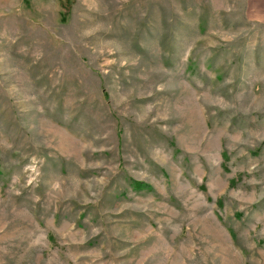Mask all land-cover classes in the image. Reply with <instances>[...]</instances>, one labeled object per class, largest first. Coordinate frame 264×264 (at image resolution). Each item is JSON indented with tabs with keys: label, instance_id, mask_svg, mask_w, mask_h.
Listing matches in <instances>:
<instances>
[{
	"label": "rangeland",
	"instance_id": "obj_1",
	"mask_svg": "<svg viewBox=\"0 0 264 264\" xmlns=\"http://www.w3.org/2000/svg\"><path fill=\"white\" fill-rule=\"evenodd\" d=\"M0 264H264L244 0H0Z\"/></svg>",
	"mask_w": 264,
	"mask_h": 264
},
{
	"label": "crops",
	"instance_id": "obj_2",
	"mask_svg": "<svg viewBox=\"0 0 264 264\" xmlns=\"http://www.w3.org/2000/svg\"><path fill=\"white\" fill-rule=\"evenodd\" d=\"M245 15L257 22H264V0H244Z\"/></svg>",
	"mask_w": 264,
	"mask_h": 264
}]
</instances>
